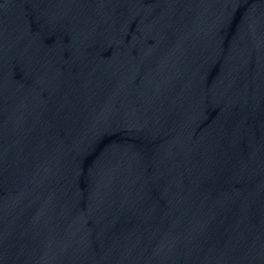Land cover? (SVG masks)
I'll list each match as a JSON object with an SVG mask.
<instances>
[{
  "label": "water",
  "instance_id": "1",
  "mask_svg": "<svg viewBox=\"0 0 264 264\" xmlns=\"http://www.w3.org/2000/svg\"><path fill=\"white\" fill-rule=\"evenodd\" d=\"M0 264H264V0H0Z\"/></svg>",
  "mask_w": 264,
  "mask_h": 264
}]
</instances>
